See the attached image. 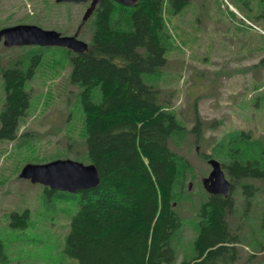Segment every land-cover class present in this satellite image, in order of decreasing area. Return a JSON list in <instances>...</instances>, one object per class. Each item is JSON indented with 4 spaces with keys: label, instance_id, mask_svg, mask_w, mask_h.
Returning <instances> with one entry per match:
<instances>
[{
    "label": "rangeland",
    "instance_id": "374dc122",
    "mask_svg": "<svg viewBox=\"0 0 264 264\" xmlns=\"http://www.w3.org/2000/svg\"><path fill=\"white\" fill-rule=\"evenodd\" d=\"M89 6L56 0H0V28L36 24L66 35L79 29V37L90 42L91 18L80 28ZM239 13L264 29V0H190L178 13L166 0L168 64L157 75H144L162 89L164 103L181 125L170 141L181 159L174 192L182 226L173 241L174 264H183L195 254L198 212L209 194L203 183L212 170L209 160L215 158L222 165L236 159L258 160L264 170V35L248 27ZM68 51L61 46L0 43V111L5 99L2 70L18 63L26 67L34 53L42 54L27 83L32 99L18 137L0 139V242L8 256L0 264H80L64 251L79 194L49 192L20 177L27 163L53 158L89 163L81 89L70 82ZM99 95L94 97L96 102ZM198 117L203 121L199 138L193 131ZM252 183L256 193L250 203L240 185L229 190L235 199L230 223L242 240L237 244L241 256L236 264H264V181ZM13 211H28L27 226L11 225Z\"/></svg>",
    "mask_w": 264,
    "mask_h": 264
},
{
    "label": "trees",
    "instance_id": "16d2710c",
    "mask_svg": "<svg viewBox=\"0 0 264 264\" xmlns=\"http://www.w3.org/2000/svg\"><path fill=\"white\" fill-rule=\"evenodd\" d=\"M165 1L126 5L100 0L90 17L89 48L83 53L67 49L70 82L81 89L86 158L101 177L96 187L75 192L80 196L79 208L71 219L64 251L80 264H174L177 258L173 241L182 219L174 190L181 159L170 141L181 125L164 103L162 89L144 76L157 75L168 64ZM168 1L178 13L190 0ZM75 34L79 37L80 30ZM41 56L34 53L26 67L18 63L2 70V140L18 137L32 99L27 83ZM96 94H100L98 102ZM202 125L198 117L193 128L198 138ZM242 136L250 135L242 132ZM223 168L232 179L231 187L240 185L250 203L256 193L252 181H264L260 162L236 159ZM234 214L233 195L208 194L198 212L195 254L183 264H236L241 256L237 244L242 240L230 223ZM27 217L28 211H13L11 225L24 228ZM262 222L264 227V205ZM7 257L0 242V263Z\"/></svg>",
    "mask_w": 264,
    "mask_h": 264
},
{
    "label": "water",
    "instance_id": "95a60500",
    "mask_svg": "<svg viewBox=\"0 0 264 264\" xmlns=\"http://www.w3.org/2000/svg\"><path fill=\"white\" fill-rule=\"evenodd\" d=\"M100 0H56L57 3H87L83 20H88ZM126 5H134L138 0H117ZM5 46H61L83 53L89 48V43L74 35H63L55 29H45L36 24H16L0 29V42ZM212 170L203 180L209 194L228 195L231 181L226 176L221 162L215 158L209 160ZM20 177L33 183L42 184L50 189L75 193L84 189L96 187L101 177L95 164L84 163L70 158H57L44 163H27L23 166Z\"/></svg>",
    "mask_w": 264,
    "mask_h": 264
},
{
    "label": "built area",
    "instance_id": "2783aa9c",
    "mask_svg": "<svg viewBox=\"0 0 264 264\" xmlns=\"http://www.w3.org/2000/svg\"><path fill=\"white\" fill-rule=\"evenodd\" d=\"M240 16L242 17V19L246 22L247 26L256 30V31H259L260 33L264 34V29L260 26H258L257 24H255L254 22H252L250 19L246 18L245 16L241 15Z\"/></svg>",
    "mask_w": 264,
    "mask_h": 264
}]
</instances>
